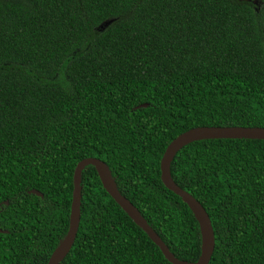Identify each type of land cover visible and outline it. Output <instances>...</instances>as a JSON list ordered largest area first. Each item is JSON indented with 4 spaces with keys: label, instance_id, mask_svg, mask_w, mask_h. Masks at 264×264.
<instances>
[{
    "label": "trees",
    "instance_id": "trees-1",
    "mask_svg": "<svg viewBox=\"0 0 264 264\" xmlns=\"http://www.w3.org/2000/svg\"><path fill=\"white\" fill-rule=\"evenodd\" d=\"M196 127L264 128V0H0V264H47L86 158L196 262L198 223L159 168ZM170 173L209 216V264H264V141L191 143ZM81 187L60 264H170L94 167Z\"/></svg>",
    "mask_w": 264,
    "mask_h": 264
},
{
    "label": "water",
    "instance_id": "water-1",
    "mask_svg": "<svg viewBox=\"0 0 264 264\" xmlns=\"http://www.w3.org/2000/svg\"><path fill=\"white\" fill-rule=\"evenodd\" d=\"M143 105L141 107H145ZM259 140L264 141V128L261 127H196L192 128L172 140L166 147L159 164L160 180L163 186L174 195L178 196L181 201L187 205L192 212L199 226L201 245L200 256L196 262H185L177 259L160 239L157 233L148 225L135 206L127 200L117 189L109 167L101 160L96 158H86L80 161L73 173V190L70 204L69 222L67 233L59 242L57 247L51 253L47 264H60L69 253L80 222L81 207V173L87 166L94 167L97 176L101 182L102 188L110 198L120 207V209L139 227L148 238L159 248L163 257L170 264H209L214 247V232L208 214L202 205L189 193L178 187L172 180L170 165L176 154L187 145L204 140ZM29 194L42 197L35 190ZM7 204V203H6ZM1 232V231H0Z\"/></svg>",
    "mask_w": 264,
    "mask_h": 264
}]
</instances>
